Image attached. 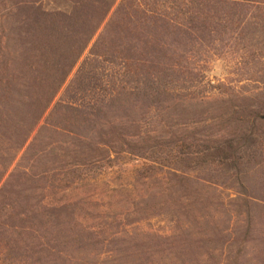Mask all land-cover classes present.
Returning <instances> with one entry per match:
<instances>
[{
    "label": "rangeland",
    "instance_id": "rangeland-1",
    "mask_svg": "<svg viewBox=\"0 0 264 264\" xmlns=\"http://www.w3.org/2000/svg\"><path fill=\"white\" fill-rule=\"evenodd\" d=\"M20 1L0 0V178L5 174L0 188L19 164V174L9 188L17 212L24 215L41 200L67 206L60 220L78 222L88 233L113 241L109 247L78 253L86 264H104L102 254L108 251L117 260L123 258L119 264H264V159L258 158L244 170L237 167L243 144L248 152L261 149L264 114L251 123L226 115L247 111V118L253 112H264V37L247 47L250 54L262 55L261 59L249 58V70L237 71V59L232 56L214 59L206 69L208 82L228 83L235 89L232 94L214 92L207 100L175 101L158 114L132 98L108 112L100 121L103 127L90 133L95 145L111 136L144 142L146 154H157L161 164L156 176L137 181V170L150 162L127 154L114 164L91 168L88 180L53 192L41 188L46 183L51 186L54 172L64 168L70 157L94 156L95 150L90 142L44 128L45 119L19 150L21 138L33 127L29 107L37 92L32 88L37 73L29 72L28 66L44 62V44L59 40L54 35L45 41V35L33 30L28 34V30L36 10L68 14L73 3L35 0V9L28 13L17 5ZM121 1L116 0L55 102L90 50L102 38L110 40L108 23ZM249 76H254L251 82L246 81ZM104 130L110 132L109 137ZM184 141L199 145L200 151L182 154L179 147ZM204 146L211 149L204 151ZM23 174L37 181L29 179L25 184L18 178ZM22 190L26 192L22 195L30 197L27 202L17 193Z\"/></svg>",
    "mask_w": 264,
    "mask_h": 264
},
{
    "label": "trees",
    "instance_id": "trees-1",
    "mask_svg": "<svg viewBox=\"0 0 264 264\" xmlns=\"http://www.w3.org/2000/svg\"><path fill=\"white\" fill-rule=\"evenodd\" d=\"M36 3L22 0L17 5L31 13ZM72 3L68 14L37 10L32 14L28 34L33 30L45 35V41L54 35L59 40L44 44L46 59L41 65L28 66L29 72L37 73L32 79V88L37 92L35 102L29 107L33 127L25 139L19 136V150L45 119L44 128L67 134L79 142L83 140L85 144L90 142L95 155L70 157L64 168L54 172L51 186L46 183L43 190L47 187L53 192L68 190L88 180L91 168L102 163L114 164L117 158L127 154L150 162L137 170V181L156 176L161 164L157 163V154H146L144 142H132L123 136L109 137L110 132L105 130L109 139L98 145L91 142L90 133L98 126L103 127L101 119L132 98L142 101L149 112L158 114L175 101L207 100L214 92L232 94L235 90L232 85L207 81L210 62L232 56L237 59L234 67L241 71L249 70V58H262L250 54L247 47L264 37V0H122L108 23L110 40L102 38L90 50L63 96L55 102L116 0H72ZM253 78L249 76L246 81ZM246 113L235 110L226 115L251 123L264 114L253 112L245 118ZM261 141V149L257 151L248 152L245 144L241 146L238 169L244 170L256 164L258 158L264 159L261 153L264 138ZM199 147L184 141L179 151L197 153ZM19 171L18 164L0 188V264H86L78 253L113 244L109 238L103 240L100 235L88 233L78 222L60 220L67 206L48 205L41 200L29 206L24 215L18 213L15 199L9 197L13 193L9 188ZM24 174L18 178L25 184L29 179L32 183L37 181L36 177L32 179ZM17 193L25 202L30 198L21 194L25 190ZM102 255L106 258L104 264H119L123 260H117L116 254L109 251Z\"/></svg>",
    "mask_w": 264,
    "mask_h": 264
}]
</instances>
